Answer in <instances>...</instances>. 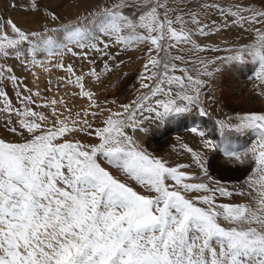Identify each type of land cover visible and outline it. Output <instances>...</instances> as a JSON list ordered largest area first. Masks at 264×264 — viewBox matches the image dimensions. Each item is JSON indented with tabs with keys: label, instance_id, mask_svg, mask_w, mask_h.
Instances as JSON below:
<instances>
[{
	"label": "snow or ice",
	"instance_id": "snow-or-ice-1",
	"mask_svg": "<svg viewBox=\"0 0 264 264\" xmlns=\"http://www.w3.org/2000/svg\"><path fill=\"white\" fill-rule=\"evenodd\" d=\"M25 10L40 11L38 0ZM95 15L91 27L41 31L0 16V127L19 137L0 138V264H264V113L219 121V143L191 128L202 140L201 151L181 145L192 163L170 164L135 138L149 117L164 120L194 109L207 115L202 90L209 80L201 77L214 78L223 64L251 58L264 85V7L251 0H116ZM233 29L252 42L222 48L194 39ZM57 31L58 38L50 35ZM116 46H145L138 95L128 103L101 102L86 87L112 71ZM208 51L230 54L200 56ZM65 54L86 61L88 71L63 63ZM56 56L61 59L54 62ZM10 59L36 81L33 69L62 71L56 94L24 84ZM47 85L43 91H52L51 79ZM77 100L86 106L77 108ZM244 131L254 133L255 143L237 152L224 133ZM206 150L252 165L241 187L209 175ZM193 164L206 181L197 182ZM234 196L248 202H219Z\"/></svg>",
	"mask_w": 264,
	"mask_h": 264
},
{
	"label": "rangeland",
	"instance_id": "rangeland-1",
	"mask_svg": "<svg viewBox=\"0 0 264 264\" xmlns=\"http://www.w3.org/2000/svg\"><path fill=\"white\" fill-rule=\"evenodd\" d=\"M78 2L80 3L78 8H77L78 10H77L76 14H74L72 16L69 15V13H68V9L70 8L71 1L69 2V4H68V2L65 5L60 4L59 8L62 9V12H63L62 15H59L58 12L53 11L52 8L48 9V8L40 6V4H39L40 8H42V9L44 8L45 13H54L55 15H57L59 17V19L57 20V22H55V24L53 26H49L47 24L45 26H47L49 28L58 29V30L62 29L63 26H65V25H75V24L88 25L89 27H91L92 22L98 18L95 14L98 13L101 9H103L105 7H112V5L116 2V0H94L91 3H88L89 2L88 0L87 1L86 0H78ZM13 3H14V1L9 0L6 5L9 8H12L11 4H13ZM29 3H30V0H26V2L24 3V6H26L28 8L30 5ZM38 3H39V0H38ZM3 10L4 9H2V3L0 0V16H4L5 18L10 17L14 20V22L17 23L18 26H21L24 29H28V30L41 31L45 27V26H42L44 24H41L42 27L41 26L38 28L35 27L36 25H40L41 17H33V18L28 17V18H26L24 16L20 19V21H18L12 15L6 14L7 12H4ZM45 16H47V15L45 14ZM37 21H40L39 24ZM50 35H52L54 38H58L60 33L57 31V32L50 33ZM111 51L114 53L115 52L120 53V55L117 57V60L115 62H110V64L112 65V71L110 73L106 74L105 76H103L101 81H99V82H93L91 80L86 81V87H90L91 90L95 91L101 102H103L104 100H108V101L117 100L118 103H128L138 95V92H137V89L139 88L138 77H139L141 71L143 70V64H144V60H145L142 58L144 55L143 46L135 47L134 49L129 50V51H122L120 46H116V47H113L111 49ZM44 55L45 54H41L38 58L44 59ZM217 55L224 56V55H221L220 53H214L213 54L212 52H209V51L204 52V53H200V56H202L206 59L209 57H213V56L215 57ZM60 59H61L60 56H56L54 62L59 61ZM62 60H63V63H65V64H74L78 73L80 71H84V72L88 71V65H87L86 61H81L79 58L73 57L70 54H65L62 57ZM120 61H123V63H119ZM7 63L9 66L14 67V74L19 76V77H22L23 83L26 84L28 87L32 88L35 91V90H37L36 86L38 85L39 89L42 91V95H47V96L50 95L51 91L50 92H44L43 91L48 86L47 82L50 79L49 77L42 76L38 81L35 82L34 77L31 75V73L27 69L22 67V65L18 61L10 59L7 61ZM116 63H119V67L115 66ZM241 63H243V62H236L232 65L236 66V65H240ZM241 65H244V63ZM233 66L231 67V71L234 69L235 70L238 69L237 67L233 68ZM96 67H97V70L100 71L103 68L102 61L98 60ZM229 67H230V64L222 65L221 71L230 70V69H228ZM239 68H242V67H239ZM36 69H38V68H36ZM36 69H33V71L36 72ZM257 72H258V69H255V71L254 70L251 71V74H250V80L251 81L250 82L255 87L254 89H256V94L259 93V95L262 97V99H264V94H261V93H264V85H261L260 81L256 79V73ZM51 74H52L51 80L53 81V88H55L56 77L57 76H63L64 73L62 71L53 70V72ZM177 74H179V73H177ZM221 76H224V73L223 74L221 73ZM222 88H225V86L222 85ZM6 90L9 92V95L13 99H15L14 92H13V86L11 83H8L6 85ZM55 93H56V88H55ZM222 99L224 100V98H222ZM109 106H111L113 108L116 107L115 105H109ZM192 112L194 114H196V116H198V117H196V120H200V121L195 122L197 124V126L205 128L204 125L201 123V120H203V118L200 117L201 116L200 113H196L194 110ZM206 112L208 114L204 115L205 119H209L212 117V119H213L212 121L215 123L214 125H216V132L218 134V140L221 141L222 136H221V132L219 129V124H218V122L221 121V119L216 117L215 115H213L212 112L209 110H206ZM255 112L256 113H264V111H255ZM168 118H166V120ZM152 121H153V123L151 122L150 127H149L151 140H150L148 146H145V144H143L142 142H139L140 137L138 136L137 133H135V138L137 139V141L141 144V146L143 148L148 149V151L150 153L157 156L158 152L163 151L168 146L166 145V147H164L165 145L161 146L158 144L159 137L161 136L162 130H160L159 126L157 125V123H158L157 119H152ZM164 122H165V120H164ZM0 123H2V122H0ZM198 127H196V128H198ZM228 133L229 132H225L224 136L227 135ZM241 133L243 134L242 135L243 137H241V138L237 137L235 139H231V141L235 145L239 144L238 145L239 147L244 148V147H247L248 145L243 146L242 141L245 140L247 138V136L252 134V132L247 134L244 131ZM0 138H6L9 140H13V139L19 140V137H15V136H13V134L8 133L3 127H0ZM217 143H219V142H217ZM252 143H254V141H252ZM171 146L175 147V145L169 144V147H171ZM239 151L243 152L244 149H241ZM219 154L220 155L222 154L221 157H219V159H220L219 161H221L223 163L222 164H220L218 162L213 163V162H215L214 157H218ZM179 157H180V155H179ZM186 161L189 162L188 159H186ZM209 162L213 163L214 166H216V169L219 171V173L216 174V175H218L216 178L213 176H211V177H213L214 179L220 180L222 183H228V185H231V186H240L241 187V184L238 182H240L244 179V177L249 173V171L252 167V165L248 162H245L243 164L237 162L234 158L226 156L222 151L216 152L215 155H213V157H211L209 159ZM219 166L224 167L226 169L223 171V169ZM219 202L246 203V202H248V198L245 196H235L230 201L225 200L224 198H221Z\"/></svg>",
	"mask_w": 264,
	"mask_h": 264
},
{
	"label": "bare ground",
	"instance_id": "bare-ground-1",
	"mask_svg": "<svg viewBox=\"0 0 264 264\" xmlns=\"http://www.w3.org/2000/svg\"><path fill=\"white\" fill-rule=\"evenodd\" d=\"M8 1L9 0H1L2 9H4L3 10L4 12H7L6 14L12 15L18 21H20V19L24 16L26 18H28V17L29 18L41 17V19H40L41 23H40V25H36L35 26L36 28L40 27L41 24H44L42 26H45L46 24L49 26H53L55 24V22H57V21L52 22L48 18V16H45L46 13L44 12V8L43 9L40 8V11H36V12L26 11L25 9L27 7L24 6V3L26 2V0H12V1H14V3H16L18 5L17 8H9L6 5ZM70 1H71V4H70V8L68 9V13H69V15L72 16V15L76 14V12L78 10L77 8L80 4L78 2V0H39V4H40V6L48 8V9L52 8L53 11H56L59 13V15H62L63 14L62 9L59 8L60 4L65 5V4H67V2L69 4ZM88 1H89L88 3H91L94 0H88ZM188 2L193 3V4H199L200 0H189ZM251 2H252V6L256 7L257 9L264 7V0H251ZM230 3H231V0H229V4ZM29 4H31V0H30ZM19 6H22V7H19ZM173 6H175V5H173ZM37 22L39 24L40 21H37ZM194 39H197V42L202 44V45H207L209 47H212L215 45H220L223 48V47L239 46V45H242L245 43H251L253 37L251 35H249L248 33L243 32L242 30L233 29L231 31H222V32L216 33L212 36H209V37H198V38L194 37ZM225 41H227V44H225ZM143 52H144V46H143ZM209 52H211V51H209ZM212 53L214 54L216 52H212ZM219 53L221 55H224V56H227L230 54L226 51H221ZM45 55H44V57H45ZM212 58H214V56L209 57L207 59H212ZM144 62H145V60H144ZM243 63H244V65H241ZM243 63H241L240 65H236V66H233L232 64H230V67L228 68L230 70H227V72L225 73V75H224L225 76V83H223L225 88H222L223 94L221 93L223 95L222 97L224 98L223 101L227 106L229 105L228 107H230L231 109L241 107L242 109L249 110V111H264V99H262V97L259 95V93L256 94V89H254L255 87L250 82L251 81L250 80L251 71H253V70L255 71V69H258V65L256 63H253L251 58L246 59L245 61H243ZM223 65H228V64H223ZM232 66H233V68L237 67L238 69H236V70L234 69L231 71ZM239 67H242V68H239ZM36 74L40 78L42 76H47L50 79H52V74L43 73L42 70L39 68L36 69ZM34 81L36 82V80H34ZM36 89H37V86H36ZM64 91H65V88L62 86L60 88V94H63ZM55 94H56L55 88H53L49 96L51 97V96H54ZM76 106H77V108H79L81 106H86V101L77 100ZM152 119H154V117H152V118L149 117L148 119H145V121L143 123V128L145 129V131H137L136 132L138 134V136L140 137V140H141V141L139 140V142H142L143 144H145V146H148V144L151 140L149 127H150V123L151 122L153 123ZM178 124H180V123H178ZM167 128H169V127H167ZM170 129H168V131ZM170 132H171V130H170ZM167 134H168L167 132L161 133V136L159 137V141H158L159 145H161V146L165 145L164 147H166V145L169 146L170 137H168ZM255 139H256L255 135H254V133H252L249 136H247V138L245 140L242 141V144H243V146H245V145L250 146L253 144L252 141H254V143H255ZM238 145L239 144H237V146ZM176 152H178V151H176ZM219 157H221V156L219 155L218 157H214L215 162H213V163L218 162V163L222 164L223 162L219 161L220 160ZM174 158L176 161H179V162H180V160H182V158L179 157V152H178V154L177 153L174 154ZM219 167H221V166H219ZM221 168L223 169V171L226 169L224 167H221ZM197 175H201V180L197 181V182H201L203 179L206 178V176H203L201 173H197Z\"/></svg>",
	"mask_w": 264,
	"mask_h": 264
},
{
	"label": "crops",
	"instance_id": "crops-1",
	"mask_svg": "<svg viewBox=\"0 0 264 264\" xmlns=\"http://www.w3.org/2000/svg\"><path fill=\"white\" fill-rule=\"evenodd\" d=\"M226 72H227V70L220 71V72L216 73L215 77L212 78V79H209L207 77H201L202 79H208L209 80L207 87H205L202 90L203 91V96H202L203 105L202 106L205 108V110L211 111L213 115H215L216 117L220 118L221 120H225V121H227L226 119H228V118H232L233 120H235V118L237 116H242V115L248 114L250 112L249 110H244L241 107L240 108H232L231 109L230 107H228L229 105L227 106L224 103V101L222 99L223 98L222 97L223 96L222 95L223 94L222 85L225 82V76H221V73L222 74L224 73V75H225ZM194 111L196 113H199L198 110L194 109ZM254 112L255 111H251L250 113H254ZM182 116L169 117L167 120L164 119L165 122H164V120L157 119L158 120L157 125L159 126L160 130H162V132H167L168 133L167 134L168 137H170V144L175 145V147H172V146L169 147L168 146L163 151L158 152L157 153V157H161V158H163L165 160H168L170 164L189 163V162L192 163L191 154L185 152L181 148V145H183V144H187L188 146L192 147L195 151H201L202 150V140H201V138L198 137V136H195L190 131V129L193 126L194 127H198L197 124L195 123L196 121H200V120H196V117H198V116H196V114H194L193 112L184 114ZM200 117L203 118V120H201V123L204 125L205 128L198 127V129L203 130L206 133L204 139H212V140H214V142H220L218 140V134L216 132V125H214L215 123L212 121L213 120L212 117L209 118V119H205L204 115L203 116L201 115ZM154 119H156V118H154ZM171 123H173V124H171ZM178 123H180V124H178ZM167 127H169V128H167ZM168 129H170L171 132H170V130L168 131ZM245 132L247 134L249 133V131H245ZM242 135L243 134L241 132L240 133L229 132L227 135H225V137L227 138V140L230 143V145L232 146V148L235 149L237 152H240L239 150H241V149L245 150L246 148H249L251 146L250 145L248 147L241 148V147H239L237 145H234V143L231 141V139H235L237 137L238 138L239 137L240 138L243 137ZM146 150L148 151V149H146ZM176 151L179 152L180 157L183 159V160H180V162L176 161L175 158H174V154L175 153L178 154V152H176ZM216 152H218V151L217 150H206L204 152V155H205V160H204L205 166L208 169L209 175L213 176L215 178L218 176L216 174L219 173V171L216 169V166H214L213 163L209 162V159L211 157H213V155ZM186 159H188L189 162H187ZM191 171L195 172L196 174L197 173H201V170L199 168H197L195 164H193ZM207 178L208 177L203 179L201 182L206 181ZM224 184L228 185V183H224ZM228 186L229 187H240V186H231V185H228Z\"/></svg>",
	"mask_w": 264,
	"mask_h": 264
}]
</instances>
